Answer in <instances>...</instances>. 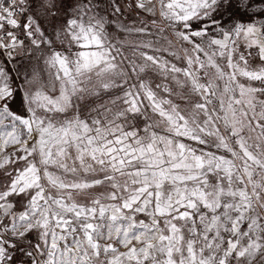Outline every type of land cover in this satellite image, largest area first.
Returning a JSON list of instances; mask_svg holds the SVG:
<instances>
[{"label": "snow or ice", "instance_id": "snow-or-ice-1", "mask_svg": "<svg viewBox=\"0 0 264 264\" xmlns=\"http://www.w3.org/2000/svg\"><path fill=\"white\" fill-rule=\"evenodd\" d=\"M0 264H264V0H0Z\"/></svg>", "mask_w": 264, "mask_h": 264}]
</instances>
